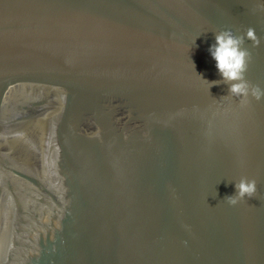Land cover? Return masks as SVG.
I'll use <instances>...</instances> for the list:
<instances>
[{"label": "water", "instance_id": "1", "mask_svg": "<svg viewBox=\"0 0 264 264\" xmlns=\"http://www.w3.org/2000/svg\"><path fill=\"white\" fill-rule=\"evenodd\" d=\"M258 3L0 0V264H264V99L208 51L254 28L264 87Z\"/></svg>", "mask_w": 264, "mask_h": 264}, {"label": "clouds", "instance_id": "2", "mask_svg": "<svg viewBox=\"0 0 264 264\" xmlns=\"http://www.w3.org/2000/svg\"><path fill=\"white\" fill-rule=\"evenodd\" d=\"M256 7L264 11V3H258ZM214 37L215 43L210 45L208 51L216 62V68L222 80L211 81L210 85L227 84L228 95L226 96L238 99L242 106L249 103V97L257 101L264 99V87L246 78L252 54L244 46L245 41H251L253 47H258L261 43L255 29L248 27L242 34H235L232 29L226 28L215 31ZM234 187L235 193L224 197V200L233 206L245 197H253L257 191L256 181L244 176L234 182Z\"/></svg>", "mask_w": 264, "mask_h": 264}]
</instances>
